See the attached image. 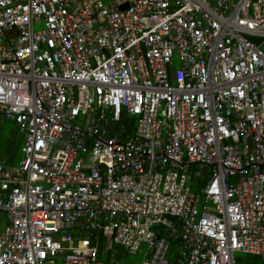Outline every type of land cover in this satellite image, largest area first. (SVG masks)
Masks as SVG:
<instances>
[{
	"label": "built area",
	"instance_id": "2783aa9c",
	"mask_svg": "<svg viewBox=\"0 0 264 264\" xmlns=\"http://www.w3.org/2000/svg\"><path fill=\"white\" fill-rule=\"evenodd\" d=\"M6 120L0 264H264V0H0Z\"/></svg>",
	"mask_w": 264,
	"mask_h": 264
},
{
	"label": "rangeland",
	"instance_id": "374dc122",
	"mask_svg": "<svg viewBox=\"0 0 264 264\" xmlns=\"http://www.w3.org/2000/svg\"><path fill=\"white\" fill-rule=\"evenodd\" d=\"M251 14V11L247 8L243 9L241 11V16L242 17H247ZM39 27L36 26V29H38ZM174 63L177 64L178 60L175 57L174 59ZM19 136V132L17 130L16 125L9 120H6L5 122H1L0 123V152L3 153V151L5 150L6 147V142L8 139L10 138H14V137H18ZM12 147V145H10V148ZM9 148V149H10ZM13 156L16 158V160H19L21 158L20 154V145L18 146V148H16L14 150V152L12 153ZM113 254L111 257H109V255H103L101 256L105 261H110L111 259L114 261H124L126 263H133V262H138L141 261L143 256H144V252L146 251V246L144 244H141L139 246V251L135 254H131L128 253V251L125 249V247H122L120 245H114L113 246ZM236 257H241L242 261L245 259H251L252 256L251 255H245V254H241L239 252L235 253Z\"/></svg>",
	"mask_w": 264,
	"mask_h": 264
},
{
	"label": "crops",
	"instance_id": "0c3cea01",
	"mask_svg": "<svg viewBox=\"0 0 264 264\" xmlns=\"http://www.w3.org/2000/svg\"><path fill=\"white\" fill-rule=\"evenodd\" d=\"M6 147L5 150L3 151V153L0 152V163H10L13 165L18 164L19 160H16V158L13 156V152L16 148H18V146L20 145V152H21V148L23 145V141L22 138L19 134L18 137H14V138H10L7 140L6 142ZM10 145H12V147L10 148ZM10 148V149H9ZM20 156H22V152L20 154Z\"/></svg>",
	"mask_w": 264,
	"mask_h": 264
},
{
	"label": "trees",
	"instance_id": "16d2710c",
	"mask_svg": "<svg viewBox=\"0 0 264 264\" xmlns=\"http://www.w3.org/2000/svg\"><path fill=\"white\" fill-rule=\"evenodd\" d=\"M252 258L251 259H244L242 261V259L238 260L237 263L238 264H262V262L258 259V257H255L253 255H251Z\"/></svg>",
	"mask_w": 264,
	"mask_h": 264
}]
</instances>
